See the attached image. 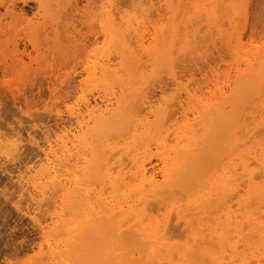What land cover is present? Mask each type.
<instances>
[{"label": "bare ground", "instance_id": "6f19581e", "mask_svg": "<svg viewBox=\"0 0 264 264\" xmlns=\"http://www.w3.org/2000/svg\"><path fill=\"white\" fill-rule=\"evenodd\" d=\"M115 2L107 0L101 9H111ZM147 3L153 6L151 0ZM112 17L108 16V27L102 33L119 50L127 69L139 77L144 57L135 54L133 41L130 44L135 39L139 48L143 47V35L135 26L137 19L125 21L121 29ZM175 36L173 33L170 41L163 35L156 37L151 51L156 61L169 65L171 84L178 87L171 65ZM188 38L189 34H185V43ZM240 42L241 37L237 44ZM225 47L232 53L229 39ZM141 51L147 54V48ZM257 53H236L251 56L247 60L251 71L237 75L230 111L222 92L221 97L210 96L202 105L196 93L187 90L185 98L196 101L191 118L183 112L181 124L164 129L170 110H166L168 114L158 111L154 118L159 124L147 134L164 151L156 172L135 158L129 160L130 177L126 176L130 170L122 172L126 165L121 159L119 166L115 160V166L121 167L115 175L116 168L113 170L109 164L118 145L116 134L121 138L117 128L130 140L139 137L137 112L116 111L109 99H102L93 104L86 101L82 110L71 113L75 127L64 129L54 141H45L40 159L42 173L34 178L22 177L29 200L37 208L48 206L44 212H50L49 223L38 224L42 241L39 254L27 264H264V183L254 182L264 176V141L251 151L243 140L244 134H250L248 126L264 128V52L254 57ZM96 65L86 67V73L95 75ZM99 69L109 76L107 66ZM246 94L259 98L245 114H240L237 107L240 97ZM173 100L167 103L171 109L175 106L176 99ZM149 101L147 109L153 116L155 108ZM177 103L182 108L181 101ZM146 127L148 123H143L141 128ZM112 134L117 142L109 147L107 138ZM14 139L3 136L1 142L7 151L16 148ZM208 161L215 162L220 173L217 167L208 173ZM240 179L242 184L238 183ZM233 205L236 210H232ZM171 231L179 234V241L174 242L177 239Z\"/></svg>", "mask_w": 264, "mask_h": 264}, {"label": "rangeland", "instance_id": "374dc122", "mask_svg": "<svg viewBox=\"0 0 264 264\" xmlns=\"http://www.w3.org/2000/svg\"><path fill=\"white\" fill-rule=\"evenodd\" d=\"M106 1L0 0V264H27L39 254L42 241L38 224H48L50 212H44L48 206L37 208L29 200L22 177L34 178L42 173L40 159L45 141H54L64 129L75 127L71 113L82 110L86 101L93 104L102 99H109L116 111L137 112L139 137L130 140L117 128L121 138L118 134L107 138L109 147L118 141L109 164L113 170L116 168L114 175L121 169L117 167L119 159L126 165L122 172L130 170L131 158L158 171L164 151L147 136L159 124L154 118L158 111L168 114L170 110L173 114L175 110V114L167 115L164 129L181 124L183 112L191 118L196 101H188L185 90L196 93L202 105L210 96L221 97L222 92L230 111L237 75L251 71L247 64L251 56L236 53L255 50V57L264 52V0H151L153 6L148 0H117L114 8L102 10ZM108 16H113L114 24L121 29L125 21L137 19L135 26L143 35L142 49L147 48L145 54L135 39L130 40L135 54L145 58H141L139 77L127 69L119 50L104 37L102 29L108 27ZM173 33L177 36L171 65L178 87L171 84L169 65L156 61L151 51L156 37L163 35L170 41ZM185 34H189L187 43ZM228 39L232 53L225 47ZM94 64L98 68L95 75L87 74L85 68ZM102 65L110 69L109 76L100 72ZM173 97L176 100L171 109ZM240 98L237 110L245 114L259 97L246 94ZM148 101L154 105L153 116L148 112ZM143 123H148V128H141ZM247 130L250 134H244L243 140L245 148L252 151L264 141V128L250 125ZM9 135L15 138L16 148L7 151L1 140ZM136 144L138 147H134ZM216 167L220 173L215 162L206 163L208 173ZM126 180L130 182V178ZM254 182L264 183V176ZM238 183L242 184V179ZM236 209L233 205L232 210ZM172 236L175 239L179 234L174 231Z\"/></svg>", "mask_w": 264, "mask_h": 264}]
</instances>
